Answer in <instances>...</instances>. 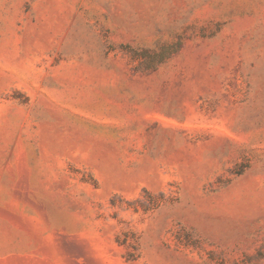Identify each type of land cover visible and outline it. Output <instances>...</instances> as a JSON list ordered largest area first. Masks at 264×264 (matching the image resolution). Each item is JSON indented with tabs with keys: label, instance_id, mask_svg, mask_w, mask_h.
Returning <instances> with one entry per match:
<instances>
[{
	"label": "rangeland",
	"instance_id": "rangeland-1",
	"mask_svg": "<svg viewBox=\"0 0 264 264\" xmlns=\"http://www.w3.org/2000/svg\"><path fill=\"white\" fill-rule=\"evenodd\" d=\"M0 264H264V0H0Z\"/></svg>",
	"mask_w": 264,
	"mask_h": 264
}]
</instances>
